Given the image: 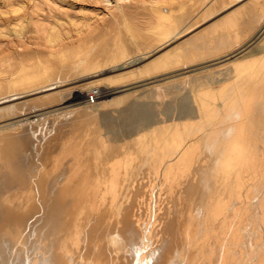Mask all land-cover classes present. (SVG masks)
I'll return each mask as SVG.
<instances>
[{"label":"bare ground","instance_id":"1","mask_svg":"<svg viewBox=\"0 0 264 264\" xmlns=\"http://www.w3.org/2000/svg\"><path fill=\"white\" fill-rule=\"evenodd\" d=\"M242 1L0 0V105L69 94L0 117V129L24 123L0 136V264H264V55L253 50L264 0L245 23ZM203 25L205 37L181 40ZM212 51L223 54L176 67ZM105 81L90 92L104 100L78 102L80 88ZM140 86L152 88L141 98L155 100L187 86L195 115L104 138L102 110L135 108ZM82 103L68 111L99 112L69 130H55L53 118L41 119L40 132L25 124Z\"/></svg>","mask_w":264,"mask_h":264},{"label":"rangeland","instance_id":"2","mask_svg":"<svg viewBox=\"0 0 264 264\" xmlns=\"http://www.w3.org/2000/svg\"><path fill=\"white\" fill-rule=\"evenodd\" d=\"M257 1L258 0H243L242 2H244V5H239L240 7H239V9L240 8H242L243 10H241L238 14H239V16L241 17V22L242 23H245L246 21H248V17H249V15L253 12V10H254V4H256L257 3ZM246 2V3H245ZM243 4V3H242ZM238 7V6H237ZM238 9V10H239ZM224 14V12L223 13H221V14H219L220 16L221 15H223ZM217 16V17H215L216 19L218 18V17H220V16ZM202 27H204V25L203 26H201V27H198L195 31H192V32H190L188 35H186L185 37H183L181 40H183V39H185V38H188L187 40L189 41V43L190 44H194V43H196L197 42V40H200V39H202L203 37H205L206 36V34H204V33H197ZM241 27V26H240ZM196 32V33H195ZM264 37V36H263ZM262 37V43L261 42H259L257 45H255V47H254V49L253 50H255L254 52H257L256 54H258V55H254L255 57L256 56H262V55H264V38ZM13 38V37H12ZM194 42V43H193ZM261 43V44H260ZM258 47V48H257ZM256 48V49H255ZM263 48V49H262ZM260 50V51H258V50ZM263 50V51H262ZM261 52H262V54H261ZM201 54L199 55V54H196V55H194V56H192L191 58H188V59H185V60H183V61H181V62H179V63H181L180 65H178V66H176L177 68L178 67H180L181 65L182 66H187V65H190V64H192V63H194L195 65L194 66H192L190 69H192V68H199V67H202V66H205V65H207L208 63H211L210 61H207V60H211V59H213V58H217V57H219V56H221L223 53H221L220 51H218V53L217 52H213L212 51V53H207V52H200ZM139 54V53H138ZM138 54L136 53V56L138 57ZM202 61V62H201ZM142 64V63H141ZM176 67H174V68H176ZM224 67H222V69H223ZM216 69H218L217 67L216 68H214V70H216ZM221 69V71L220 70H218L217 71V74L218 73H220V72H222L223 71V73L225 72V68L222 70ZM249 69V68H248ZM176 73V72H175ZM193 73V72H192ZM172 73H169V74H166L165 76H168V75H171ZM174 74V73H173ZM165 76H161V77H159L160 79L161 78H163V77H165ZM220 76V75H219ZM221 78L223 77V76H220ZM219 77V78H220ZM106 82V83H105ZM104 83H105V85H99V86H97V85H93V86H85V87H82V88H80V93H83L82 94V98H80V99H78V102H83V101H88L87 100V94L88 93H90V92H96V91H101L102 89H106V88H108V84H111V83H109V82H107V81H105ZM159 84H160V86H161V90L163 91L164 90V93H166L167 92V87H168V84L170 83V82H168V79H164V80H161V81H159L158 82ZM214 85H217V84H214ZM147 86H140V87H137V89L139 90V89H141V91H140V93H139V91H138V93H139V96H140V94H142V92H143V94H144V96L145 95H147L149 92H150V90L152 89L150 86H148V89L150 88V90H147V88H146ZM145 88V89H144ZM59 89H50V90H47V91H45V92H43V93H40V94H38V95H34V96H31V97H27V98H23V99H20V100H15V101H11V102H8V103H5V104H2V105H0V107H3V106H11V109L9 110V111H7V112H0V117H6V116H10V115H16V114H20V112H21V110H29V111H31V110H33L34 108H45L47 105L49 106V105H53V104H60L63 100H65V99H67L68 97H69V94H67V93H60V92H57ZM142 90H147L146 91V93L147 94H145V91H142ZM149 91V92H148ZM190 91V89L187 87V86H184V88H182V90H181V93L177 96V97H173L172 95H170V94H167L166 96H163L164 98H168V99H164L163 97H162V99H160V98H158L157 100H160L159 102H156L157 100H155V98H153V96H151V95H149V97H144V98H146V99H148V100H146V99H143V101H141L142 100V98H141V96L143 95H141L139 98H138V102L137 101H135L137 98H136V95H138V94H135V93H133V95H131L130 96V99H129V101H134L135 103H136V105H135V108H130L129 110L127 109V110H125V112L126 111H129V113L128 114H126L124 111V113L123 112H120L119 111V108H116V110L115 109H113V108H106V109H104V110H102V112H101V114L102 115H100L99 116V125H103V127H102V136L104 137V138H107L109 141H112V139H114V137L116 138V137H119L120 139L119 140H121V141H124L125 139H129V138H126L127 136H129V135H131V134H133V133H135V131H137L138 129H140L141 128V126L142 127H145V124H146V126H148V125H152V124H155L156 123V121L158 120H161V119H164L165 117L166 118H178V117H180V116H187V113L189 112V111H191V110H194V108H195V105H194V103L192 102V94L189 92ZM56 92V93H55ZM159 94V93H158ZM55 95V96H54ZM40 96V97H39ZM44 96V97H43ZM38 99H37V98ZM111 96H109V97H107V98H110ZM40 98V99H39ZM46 98V99H45ZM134 98H136L135 100H133ZM176 98V99H175ZM33 99H35V101H33ZM105 98H100V99H97L96 98V102L98 101V100H104ZM132 99V100H131ZM164 99V100H163ZM150 100V101H149ZM155 100V102H153ZM30 101V102H29ZM141 101V102H140ZM147 101V102H146ZM150 103H149V102ZM153 102V104H155V105H153L152 104V102ZM24 102H25V104H24ZM28 102V103H27ZM74 101H70V102H66L65 104H68V103H73ZM96 102H94V103H91V104H95ZM14 103V104H13ZM16 103V104H15ZM19 103V104H18ZM53 103V104H52ZM138 103V104H137ZM142 103V104H141ZM145 103V104H144ZM161 103H164V104H161ZM166 103V104H165ZM11 104V105H10ZM85 103H82V104H80V105H75V106H72V107H70V108H66V109H60V110H57V112L56 111H54V112H52V113H50V114H48V115H45V116H32V117H30V118H28V119H26L25 120V124L27 125V126H36V129L38 128V127H40L41 125H40V122L42 121V120H45V119H56L57 120V122H58V126H57V128L55 129V130H65V129H67V130H69V129H71L75 124H76V122H78L80 119H82V118H84V116L86 115V116H88V115H96L98 112H99V110L98 109H92V108H88V109H81V110H79V111H68V110H70V109H72V108H75V107H77V106H83ZM140 104H141V106H140ZM147 104H148V106H147ZM157 104H160L159 106H161V107H157L158 105ZM43 105V106H42ZM45 105V106H44ZM152 105V108L150 107V106ZM155 106V107H154ZM17 107V108H16ZM138 107V108H137ZM147 109H146V108ZM162 107H164L163 109H162ZM14 108V109H13ZM136 108H137V110H136ZM153 108H154V110H153ZM156 108L157 109H159V111H157L156 110ZM112 109V110H111ZM118 109V110H117ZM134 109V110H133ZM139 109H140V111H139ZM143 109V110H142ZM145 109V110H144ZM178 109V110H177ZM109 110L111 111V112H109ZM136 110V111H135ZM152 111V114H151V111ZM156 110V111H155ZM162 110V112H160ZM87 113H86V112ZM98 111V112H97ZM115 113H114V112ZM120 112V114H121V116H116V114H118L119 112ZM132 111V112H131ZM136 113H135V112ZM142 111V112H141ZM147 111V112H146ZM155 111V112H154ZM90 112H92V113H90ZM107 112V113H106ZM130 112H131V114H130ZM138 112V113H137ZM156 112H159L160 113V115H159V113L157 114ZM191 112H193V111H191ZM235 111H234V109L233 110H230V111H228L227 112V114L225 115V117H230L231 115H234L235 113H234ZM108 113L109 114H111V113H113V114H111L110 116H108ZM123 113V114H122ZM148 113V114H147ZM194 113V112H193ZM192 113V114H193ZM9 114V115H8ZM107 114V115H106ZM119 114V115H120ZM126 114V115H125ZM136 114V115H135ZM137 114H140V115H137ZM150 114V115H149ZM58 116V118H57V116ZM71 115V116H70ZM105 115H106V117H105ZM132 115H135L134 117L132 116ZM146 115H148L147 117H146ZM152 115H154V117L152 116ZM155 115L157 116H160V117H158V118H155ZM164 117H163V116ZM193 115H195V113L193 114ZM102 116H104V118L102 117ZM126 117V119H125V117ZM128 116H130L131 117V119H129L130 117H128ZM137 116V117H136ZM143 116V117H142ZM145 116V117H144ZM108 117H110V120L112 119V121H110L109 120V118ZM117 121V123H116V121H113L114 119ZM123 117H124V119H123ZM137 118V119H132V118ZM162 117V118H161ZM39 118V119H38ZM67 118V119H66ZM101 118H102V121H101ZM123 119L122 121L121 120H117V119ZM147 118V119H146ZM42 119V120H41ZM106 119V120H105ZM145 119V120H144ZM155 119H157L156 121H155ZM105 120V121H104ZM133 120V121H132ZM136 120H138V121H136ZM143 120V121H142ZM154 120V121H153ZM101 121V122H100ZM106 121H107V123H106ZM119 121H121V122H123V123H121V122H119ZM105 122V123H104ZM118 122H119V124H118ZM137 124V126H136V124ZM149 122V123H148ZM155 122V123H154ZM34 125H33V124ZM43 123V122H42ZM101 123H103V124H101ZM114 123H116V125L114 124ZM133 123V124H132ZM144 123V124H143ZM16 124V123H15ZM13 124V125H9V127L8 126H6V127H4V129L3 128H1L0 130V136L1 135H3V134H5L7 131L8 132H12V131H16V132H18L19 130H21L22 129V127L21 126H23V124L21 125L20 124V126H19V123L18 124ZM111 124H112V126H111ZM122 124H125L126 125V127H124L125 125H122ZM128 124H129V126H128ZM139 124H140V126H139ZM89 125H91V124H89ZM105 125H110V127H106ZM115 125V127H117V128H115V127H113ZM120 125H122L123 126V128L122 127H120V128H118ZM132 125V126H131ZM144 125V126H143ZM15 128H14V127ZM17 126H19V129H18V127ZM67 126V127H66ZM7 127H8V129H7ZM108 128V129H106V128ZM111 127H113V129L111 128ZM13 128V129H12ZM109 128H110V130H109ZM121 128H122V131H121ZM126 128V129H125ZM135 128V129H134ZM150 128V127H149ZM6 129V131L4 132L3 130H5ZM12 130V131H10V130ZM104 129H106L105 131H104ZM115 129V130H114ZM119 131H118V130ZM125 131H124V130ZM130 129H132L131 130V133L129 132L128 134H127V130H129L130 131ZM38 132H40V128H38ZM112 130V131H111ZM135 130V131H134ZM148 130V129H147ZM115 131V132H114ZM118 131V132H117ZM127 131V132H126ZM132 131H134V132H132ZM1 132H2V134H1ZM4 132V133H3ZM114 132V133H113ZM121 132H123V134L121 133ZM110 134V137H109V134ZM113 135H112V134ZM118 133V134H117ZM124 133H126L127 134V136H125V137H121V135L123 136L124 135ZM108 134V135H107ZM120 134V136H116V135H119ZM125 134V135H126ZM215 134L216 133H212L211 134V136L209 137V139L211 140V141H216L217 140V136H215ZM135 135V134H134ZM74 137L76 136L77 137V135L76 134H74L73 135ZM72 136V137H73ZM107 136V137H106ZM111 136H114L113 138H111ZM73 137V138H74ZM75 137V138H76ZM110 138V139H109ZM123 138V139H122ZM259 137H257L256 139H254V141H262L261 139L259 140L258 139ZM258 139V140H257ZM119 141L117 138L116 139H114L113 140V142L114 141ZM257 173V172H256ZM245 174H247V176H249V177H251L252 175L248 172H246ZM259 183H261V179L260 180H257V182H255V184L254 185H252V187L251 188H260L259 186H260V184ZM262 183H264V182H262ZM257 191H258V189H256V191H254V195L257 193Z\"/></svg>","mask_w":264,"mask_h":264},{"label":"built area","instance_id":"3","mask_svg":"<svg viewBox=\"0 0 264 264\" xmlns=\"http://www.w3.org/2000/svg\"><path fill=\"white\" fill-rule=\"evenodd\" d=\"M96 98H97V95L94 96V94H90V93L87 94V100H89L92 103L95 101Z\"/></svg>","mask_w":264,"mask_h":264}]
</instances>
